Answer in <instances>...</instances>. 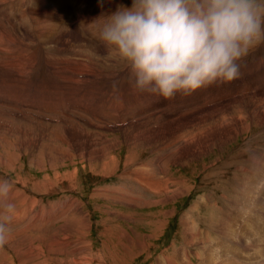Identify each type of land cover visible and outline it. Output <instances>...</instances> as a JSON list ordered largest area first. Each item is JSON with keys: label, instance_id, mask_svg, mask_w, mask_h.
<instances>
[{"label": "rangeland", "instance_id": "374dc122", "mask_svg": "<svg viewBox=\"0 0 264 264\" xmlns=\"http://www.w3.org/2000/svg\"><path fill=\"white\" fill-rule=\"evenodd\" d=\"M84 1L67 0L65 2V0H3L2 2L1 0L0 23H2L4 26H8V14L12 16L13 19H15H12L15 22V28L18 29L17 31L20 35L22 34L21 37L23 38L18 41V43L20 42V44L17 43L19 45V58L21 59L22 56L21 62L25 63H20L21 76L23 75L22 78L24 81L23 83L21 82L22 80H19L14 84L12 83L11 75H0L1 83H3L4 85H12L15 87H11L14 92L17 91V93L15 92L13 94L11 92L6 93L3 89H0V111H5L9 115L10 112L15 113L17 115L15 116L16 120L19 121H22L21 118L24 115L23 113L31 115L41 114L43 116H46L47 114L43 113V110L40 109V107H42L40 103L52 104V101L47 95L39 96L38 89L42 90L44 89V87H39L36 90L35 86L36 83L40 84L43 81L34 78L37 75V71H40L41 64H43L41 71H47V67H45L44 65L47 63V60L50 61L55 58H67L66 60L79 62L78 72L81 73L79 74L77 72L79 75L76 76L75 81L81 83L82 86L79 88L78 95L76 96L69 95V91L66 86H62L64 93L58 94L59 96L57 97V99L60 97H64L62 98V101L64 102L63 105H66L67 108L72 111V104L78 103L82 106L85 102L88 101V97L84 94H81L80 92L84 91V89L87 88L90 91V86H92L93 89L96 90L98 96H93L92 102L90 104V109H82V107L80 106L78 108L81 109L80 112L82 110H87L85 112L87 113L86 116H89V119L92 118L93 121L96 120L99 114V117H101L99 123L101 125H104L107 120L104 118L105 109L103 108V106H107L106 108L108 110L111 109L116 111L115 114L118 117L115 119H110L111 124L114 126H127V122L120 119L124 116L121 115L122 113H120L119 110L122 105L124 106V104L133 103L134 101L126 98V95L129 94L126 89H124L125 91H122L118 87L122 84H125L124 86L127 88V82H129V80L127 81L128 70L124 63L116 55V53L107 50L95 38L96 26L93 24V21H95L101 15H108L114 12L117 6L120 4L130 7L132 0H98L99 5L96 6L97 10L94 11L91 9V7V12H88V10L83 11L82 9H80L81 2ZM93 3V0L86 1L88 7H90ZM3 25H0V30L2 29L1 35L5 37V35L9 34V31L4 30L6 28ZM26 36H30L31 38H26ZM39 38H41V40L45 39V41H50H47L48 43L44 42L46 43L44 45V43ZM32 40L34 42H32ZM37 40L38 44L41 46L40 48L37 44ZM22 41H29L30 44L26 43L27 45L25 46ZM0 44L4 45V42L0 41ZM43 45L44 48H42ZM22 46L23 48H25V50L20 48ZM79 48H81L82 52L85 50H87L88 52L85 51L86 53L83 52L85 54H81V56L78 57L75 55V53ZM262 50H264V44L255 48L253 52H256H251L246 57L247 60L245 59L243 61V74H241V77L238 80L232 82L231 84H221L219 86L218 84L213 85L196 92L199 100L201 101H203L206 97H211V100H213V102L210 103L211 106L209 105L206 109H209L216 105L219 106L223 102H232L234 100L237 101L239 98H242L240 100L241 103L238 106L241 107V105H243L241 108L244 107L243 110H245L246 104L250 103L253 98H256L259 105L257 111L261 110L262 115L264 111V51ZM41 54L44 56V58L43 56H41ZM84 55L87 59H84ZM41 57L43 58V60L41 59ZM97 57L101 58L98 59ZM254 58L256 59L254 60ZM45 59L47 60L45 61ZM28 62L31 63L29 64ZM32 67L34 68L33 71L31 69ZM89 68L93 69V72ZM26 70H28V72H30L29 70H31V75H29ZM100 70H102V72ZM48 72H51V70L49 69ZM71 72L72 71L70 68L66 70H60L57 72V77L65 82L66 75L71 74ZM88 72H90L91 77L95 79L94 83H90L89 80L85 78L87 75L86 73ZM18 75H20L19 71ZM256 81L261 82L260 87L263 86V89L260 90L252 87L251 84ZM46 83L49 85V88L53 86V83L45 82L44 84ZM47 87L48 86H46V88ZM220 87L224 89L228 94L232 96L233 94L236 95L231 98L224 99L217 94V91ZM238 87H240L241 89L247 88L250 90L244 92L245 94L241 93L240 95L239 93H236V89ZM11 88L10 90L13 91ZM37 97H40L41 100L39 101ZM79 98L82 99L79 100ZM182 98L188 97H175L172 100H164V107L167 103L170 104L168 110L166 111L167 113L165 112L161 115L154 114L147 119H149L154 126L156 124V117L160 118L163 115L160 119H172L175 125L178 124L181 127L190 125L189 122L195 117H199V114H201L203 109L196 110L198 112L193 111V109L196 107V105L194 104L191 111L190 108L192 106V103L186 102ZM73 100H75V103ZM93 100H96L95 104ZM102 100H106L110 103H103L102 105ZM162 100L163 99L161 98V101ZM2 101H11L12 103L8 102L6 104L2 103ZM115 103H117V105ZM111 104L115 105L112 106ZM143 105L148 106V103L144 102ZM162 109H160L159 111H161ZM235 111L236 110H228V112L231 114ZM48 116H52L51 118H55L57 114L50 113L48 114ZM214 116L215 115H213V117ZM223 121V123L229 122V124H227L226 126H233L236 129L239 128V123L231 121L230 119L228 120V117L224 118ZM209 122L213 123L214 128H216L220 125L221 121H219L216 117V119ZM202 126H204V124H202ZM32 129L33 127L30 128V130ZM161 129L162 131L166 130L162 127ZM58 134L59 132H57V135ZM205 134H207L206 129L204 130V135ZM117 136L119 137V133H117ZM7 137L9 141L11 140L10 146L12 149L13 145H18V148L14 151V155L17 156V161L13 167L14 171L11 170L12 168L0 165V178L10 179L12 183H15V187L17 188H20L18 181H22L26 185H30L34 181H42V176L44 175H49L48 177L53 178L56 173H59L61 177L66 178L69 175L66 174L67 172H70L71 170L73 171V169L75 168L78 169V176L76 179L77 186L73 192L66 191L59 194L52 193V195L41 193L39 195H36L32 193L33 191L29 192V189L27 187L22 188L24 189V191H26V195H28L32 199H35L38 204L40 203L42 206H45V208L56 206L58 205L56 203L59 200H64L67 197L70 198V200L78 201L77 203H79L80 205L82 204L83 211L88 216L87 222L90 225V229L88 231L86 239H88L89 243L91 244V249L93 252L92 255H95L97 253L98 254L94 258H92L93 261H91V258L89 257L90 261L88 260V258L86 260L83 259V263L80 264H103V262L104 264H159L158 259H162L164 257L169 258L173 256V254H171L173 253V251H180V249L182 250V248V251H185V254L189 255V258H185L181 255L179 256L180 259L178 256H176L169 260H176V264H188L189 259L191 258L192 264L193 262L196 264L197 260L192 257L194 253H196L197 251L203 252L205 249H207L206 245L210 246L211 244L212 252L209 253V255H216L219 258L217 262H214L215 264H264V126L259 125V123L256 124L255 121L253 122L249 133L242 134L237 139H230V141L225 145L221 144L220 142L218 144L215 143L214 146H210L211 152H209V149L204 150L199 155V158L187 163L186 166L180 167V165L178 164L179 166L177 167H171L170 178L177 184L172 186V188L174 189L175 187L174 190H176V188L182 186L181 188H179V190H176V192L178 193H169V195L164 194L162 196L163 200L164 198L167 199L168 197V200L170 199L169 201L166 200V202L155 200L156 198L154 197V195H152L154 192L145 193L146 195H142L143 202L145 204L141 209L133 208L126 204L117 203L116 199L117 197H120L119 194L116 196V199H114L113 196L115 194H110L108 196V199L100 195L99 197L93 196L94 191L96 192L97 190L100 192L102 191L101 188L111 189L113 186H119L123 189L124 187V185L120 186L117 184L120 182L117 176L103 177L102 175L98 176V174H96L102 173L106 169L101 167L102 156L99 157V155H94L89 160L82 161L80 159H76L73 163L66 162L65 164H59L54 161L41 159L40 161H37V163L32 164L29 160V149H24L19 146V142H17L15 139H18V137H14L13 134L8 135ZM2 141L3 138L1 140V143ZM24 143L26 142L24 141ZM142 146L148 147L144 145ZM130 151L131 150L128 147H124L120 144L119 148L111 153L115 161H117V174L122 173V161L124 160V158H126L127 154ZM141 153L143 154L141 157V162L149 164L150 170L152 169V167L156 166L159 163L155 161L156 153L144 151L140 152L139 154ZM157 156L159 159V151L157 152ZM129 157L132 158V154H129ZM38 158L40 159L41 156L39 155ZM0 160L5 161L6 157L2 154L0 156ZM154 163H156V165H154ZM113 169L114 167L111 165L105 171H111ZM155 171L157 170L155 169ZM60 190H64V188H58V192H60ZM135 192L132 191L131 193H129V191H127L126 194L129 193L132 195H136ZM29 197L28 200L30 199ZM17 202L19 201H16V203ZM163 202L165 204H163ZM71 206L72 207L70 208V210L72 211L76 207V203L72 204ZM40 209L41 207L38 206L37 208H35V211L38 212ZM56 211L57 210H55L54 212ZM120 214L123 215V217L119 216ZM52 215L53 212L51 211L49 218ZM134 215H137L135 216V218L137 217V220H141L139 223H133L130 220V216ZM212 220L213 222H223V229L219 230L218 223L217 225L215 224L216 226L214 225L215 231L211 232L209 224ZM73 221L75 220H71V225H73ZM29 222V215L25 214L19 223ZM16 226L17 225H15V227ZM15 227L9 224L10 230L14 229ZM20 228L21 227H19V231ZM207 230L209 232H207ZM123 231H127L129 233V235H125H127L129 239L131 238L130 241L127 239L125 240L123 236L121 237ZM232 232L235 234V236L240 237V242L237 238L236 240L237 243H240L242 247H237L236 244H232V241L231 243L228 240L220 241V238H222V236L225 235L227 237H230L228 234H231ZM190 235H193L194 237L199 236V239H197L196 241H192V243H189L187 240ZM33 237L34 236L32 235V233H29L28 236H25L23 238V240H29V238L31 239ZM207 241L209 243H207ZM255 241L257 243H255ZM258 242H260L261 245ZM35 244L37 245L34 247L42 246L43 248V245L41 243L39 244L38 241H35L33 245ZM126 244H129V249L123 247ZM250 244H254L255 247L253 245V251L248 252L247 250ZM257 246H260L261 249ZM68 247L69 246L67 245L64 246V252L68 251L69 253L67 252L66 254V252H63V255L61 257L58 256L63 260L62 264H68L73 258H76V256H73L75 254L73 253V251H71L72 248ZM4 248L6 249V246H4L3 249ZM13 249L15 250V248ZM125 249L127 250V252ZM213 249L216 250V254ZM232 250H236V253H234ZM15 251L18 256L21 254V252H19L18 250ZM261 251L262 253L260 254ZM54 257L55 256H51V258ZM96 257H99L100 259H98L97 261ZM202 257H204L203 253ZM232 257L234 259H231ZM94 259L96 260V262ZM30 260L26 263H37L36 260H34L35 262L29 263ZM12 262H14V264H20L16 256L13 257ZM43 264L57 263H55L52 259H47Z\"/></svg>", "mask_w": 264, "mask_h": 264}, {"label": "bare ground", "instance_id": "6f19581e", "mask_svg": "<svg viewBox=\"0 0 264 264\" xmlns=\"http://www.w3.org/2000/svg\"><path fill=\"white\" fill-rule=\"evenodd\" d=\"M66 1L67 0H65V2ZM86 1L87 0H85L84 2H81L80 9H82L83 11L88 10V12L89 11L91 12L90 8L92 7L91 8L92 10H94V11L97 10L96 6L99 5L98 0L97 1L93 0L94 3L90 7L87 6ZM0 2H1V0H0ZM2 2H3V0H2ZM36 3H38V2H36ZM56 4H59V3H56ZM93 14H94V12H93ZM7 18L9 21L8 26H4L2 23H0V25H3L6 28L4 30L9 31V34L5 35V37H3L1 35L2 29L0 30V41L4 42V45L0 44V75H2V76H6V75L10 76L11 75L12 83H14V84L19 80H22L21 82L23 83L24 81L22 78L23 75L21 76L20 63H25V62H21L22 56H21V59L19 58V45H18V44H20V42L18 43V41H20V39L22 38L21 37L22 34L20 35L17 31L18 29L15 28V22L13 21L15 19H13L12 16H10L9 14H8ZM27 37L31 38L30 36H26V38ZM39 39L41 40V38H39ZM41 41L43 43L44 42L48 43L47 41H50V40L45 41V39H44ZM81 41H82V39H81ZM22 42L25 44V46L27 45L26 43L30 44L29 41L28 42L22 41ZM22 42H21V45H22ZM32 42H34V41L32 40ZM46 43H44V45ZM64 43H65V41H64ZM29 44H28V46H29ZM37 44H38V40H37ZM44 45L42 46V48H44ZM38 46H39V48L41 47L39 44H38ZM20 48L25 50V48H23V46ZM82 48H84V47H82ZM74 50H72V51H74ZM48 51H50V50H48ZM85 51H87V50H85ZM85 51H83V52H85ZM262 51H264V50H262ZM83 52L81 51V48H79L76 51V53L75 52H73V53H75L76 56L80 57L81 54L86 53V52L85 53H83ZM254 52H256V51H254ZM41 56H43V55L41 54ZM84 57H85V55H84ZM43 58H44V56H43ZM43 58L41 57L42 60H43ZM66 59L55 58L52 60L49 59L50 61L45 59V61L47 60L46 61L47 63L45 62L46 64H44V65H45V67H47V71L46 72H45V70L41 71L42 67H43V64H41L42 65V66L40 65L41 69H40V71L39 70L37 71V75L34 78V79L37 78V80L43 81L40 84L36 83V86H35L36 90L39 87H44V89H42V90L38 89L39 96L47 95L52 101L51 102L52 104L40 103V105H42V107H40V109L43 110V113L47 114L46 116H43L41 114L40 115L39 114L38 115H31V114L23 113L24 115L22 114L23 116L21 118L22 121H19V120H16L15 116H17V115L15 113L10 112V115H9L5 111H0V156L3 154V156L6 157L5 161L0 160L1 166H6L8 168H12L11 170H13L14 164L17 161V156L14 155V151L18 148L17 147L18 145L17 146L13 145V149L11 148V146H10L11 140L9 141V139L7 137L10 134H13L14 137H18V139L17 138H15V139L17 142H19V146L21 148L29 149V152H28L29 160L31 161L32 164L37 163V161H40L41 159L54 161V162H57L59 164H65L66 162L73 163L74 160H76V159H80L82 161L83 160H89L94 155H99V157L102 156V158H101L102 159V161H101V163H102L101 167L102 168L107 169L112 165L114 167V169L111 170L113 172L105 171L106 170L105 169L102 173H96V174H98V176L102 175L103 177H105V176H112V177L117 176L119 181H120L117 184L120 186L124 185V187H123V189H122V187H119V186H113L111 189H109V188L102 189L101 188V190H102V191H100L101 193L96 190V192L94 191L93 196L99 197V195H100V196L108 199V196L110 194H112V195L115 194L113 196H114V199H116V196L119 194L120 197H117V199H116L117 203L126 204L130 207L141 209L143 207V205L145 204L143 202V197H142V195H146L145 193H148V192L153 193L154 192L152 195H154V197L156 198L155 200H160V201H165V202H166V200H168L169 197L167 199L164 198V200H163L162 196L164 194L169 195V193H178V192H176V190H179V188H181L182 186L181 187L179 186L178 188H176V190H174L175 187H174V189L172 188V186H174L176 184V182L172 181L170 178L171 177V175H170L171 167L174 168V166L177 167L179 165H180V167L186 166L187 163L191 162L192 160H196L197 158H199V155L204 150L209 149V152H211L210 146H214L215 143L218 144L220 142L221 144L225 145L227 142L230 141V139H232V140L237 139L242 134L249 133L254 121L256 124L259 123V125L264 126V111H263L262 115H261V110L257 111V108L259 107V105H258V101L256 100V98H253V100H251L250 103L246 104L245 110H243L244 107L241 108L243 105H241V107L238 106V105H240V103H241L240 100L242 98H239L237 101L234 100L232 102H223V103H221V105L218 104L219 106L216 105L214 107L206 109L210 105V103L213 102V100H211V97H206L203 101H201V100H199L196 92L193 94H190V95H182V94L178 95L177 94L178 96H175V97H188V98H182V99L185 100L186 102L192 103L190 110L193 108L194 104L196 105V107L193 109V111L203 109V111L201 110L202 112H201V114H199V117H195L194 119H192L189 122L190 125H186V127H181L178 124L175 125V123H173L172 119H167V118H165L163 120L160 119L163 116L162 115L160 118L156 117V124L153 126L151 121L147 118H149L150 116H153L154 114H160V115L164 114L168 110L170 104L167 103L164 107L163 106L164 99L161 101L160 97L152 96L148 93H140V92L135 91L132 88V86L130 85V83L127 82L128 81L127 77H126L127 88L124 86L125 84H122L118 87L122 91L124 89H126V91L129 93L126 95V98L134 101L133 103H126V104H124V106L122 105L120 107V110H119L120 113H122L121 115L124 116L123 118H120V119L122 121L127 122V126L123 127L120 125L119 126L118 125H116V126L112 125L110 122V119H112V118L115 119L118 117L115 114L116 111L111 110V109L108 110L106 108L107 106H103V108L105 109L104 110V116H105L104 118L107 120V122L104 125H101L99 123V120L101 118V117H99V114L96 118L97 122H96V120L93 121L92 118L89 119V116H86L87 113H85V112L87 110L86 111L82 110L85 114L82 111L80 112L81 109H78V108L81 105H79L78 103H75V100H73L75 104H72L73 110L70 111L66 105H63L64 102L62 101V98H64V97H60L57 99V97L59 96L58 94L64 93L62 86H66V88L69 91V95H75V96L78 95L79 88L82 86L81 83H78L77 81H75L76 76H78L81 73V72L80 73L78 72L79 71V62L72 61V60H66ZM84 59H87V58L85 57ZM255 59L256 58H254V60ZM68 68H70L72 72H71V74L66 75V80H65L66 83H65L62 79L57 77V72L60 70H66ZM31 69L33 71L34 68L32 67ZM49 69L51 70V72H48ZM85 69H87V68H85ZM89 69H91V68H89ZM102 70H100V71L102 72ZM18 71L20 72V75H18ZM26 71L28 72V70H26ZM29 71L30 72H28V74L31 75L30 73L32 71L31 70H29ZM89 71H91V70H89ZM96 76H97V74H96ZM112 76H113V73H112ZM45 82L53 83V86H51L49 88V85L47 83L44 84ZM123 83H125V82H123ZM219 85H221V84H218V86ZM251 85L255 89L256 88L260 89V90L263 89V86L260 87L261 82H259V81L253 82ZM46 86H48V87L46 88ZM11 87H14V86L4 85L3 83L0 82V89H3L6 93H8V92H11L13 94L15 92L17 93V91L14 92V90ZM10 88L13 91H11ZM208 90H209V88H208ZM248 90H250V89H247V88L241 89L240 87H238L236 89V93H239L241 95V93H244ZM217 94L224 99H228V98H231V97L236 95V94H233V96H232V95L228 94L221 87L218 89ZM37 98L39 101L41 100L40 97H37ZM104 98H105V96H104ZM174 98H172V99H174ZM81 99L82 98H79V100H81ZM172 99H169V100H172ZM8 102L2 101V103H6V104ZM144 102L148 103V106H144L143 105ZM103 103L108 104L110 102H107L106 100H102L101 104L103 105ZM115 104L117 105V103H115ZM114 105H112V106H114ZM81 107H82V109H87L83 105ZM98 107H100V106H98ZM160 109H162V110L159 111ZM229 109L230 110H236V111L231 114L228 112ZM96 110H98V109H96ZM37 111H39V110H37ZM153 112H156V113H153ZM196 112H198V111H196ZM50 113L51 114L56 113L57 116H55V118H51L52 116L51 117L48 116V114H50ZM88 114H89V112H88ZM102 114H103V111H102ZM213 115H215V116L213 117ZM9 116L12 118H10ZM216 117L221 122H220L219 126L214 128L213 123H210L209 121H213L214 119H216ZM226 117H228V120L230 119L231 121L238 122L239 128L236 129L233 126L232 127L226 126L227 124H229V122L223 123L224 122L223 119ZM93 118H95V117H93ZM120 123H124V122H120ZM202 124H204V126H202ZM31 127H33L32 130H30ZM161 127L166 129V130L162 131ZM205 129L207 131V134L204 135ZM218 129H220V130H218ZM27 132H28V135H27ZM57 132H59L58 135H57ZM117 133H119V137L117 136ZM1 137L3 138L2 143H1V140H2ZM24 141L26 143H24ZM120 144L123 145L124 147H128L131 151L127 154L126 158H124V160L122 161V163H123L122 173L117 174L116 173L118 171V168H116V167H118L117 161H115V159L111 155V153L113 151H115L117 148H119ZM142 145L148 146V147H143ZM72 146L74 149L72 148ZM144 151H150L151 153H156L155 161L157 163L158 162L159 163L157 165H156V163H154V165H156V166L152 167L151 170L149 169V164L141 162L142 161L141 157L143 154L142 153L139 154V153L144 152ZM158 151H159V159H161V160L158 159V156H157ZM197 153H198V155H197ZM16 154H18V153H16ZM129 154H132L133 157L132 158L129 157ZM39 155L41 156L40 159L38 158ZM139 155H140V158H139ZM155 169L157 171H155ZM114 170H116V171H114ZM71 171L66 173V174H69L66 178L61 177L59 175V173H56L53 176V178L48 177L49 175L48 176L44 175V176H42V179H43L42 181H34L30 185H26L24 182L18 181L20 188L15 187V183H12L13 187H12V192H11V199L15 204V210L11 214L12 219L9 222V224L11 226H14V227H15V225H17V226L14 229L10 230V233H9L8 239H7V243L3 246H0V264H14V262H12V261H13V257H15V256L18 258L20 264H27L26 262L29 261L31 258L32 259L30 260L29 263L35 262L34 260H36V262H37L36 264H43L47 259H52L55 263L62 264L63 260L61 258H59L58 256L61 257L63 255L64 249H65L64 246H66V245L72 248L71 251H73V253L75 254V255H73V254L72 255L76 256V258H73L68 264H80V263H83V259L86 260L87 258L90 261L89 257L91 258V261H93L92 258H94L98 253L95 255H92L93 252L91 249L92 248L91 244L89 243V240L86 239V237L88 235V231L90 229V225L87 222L88 216L83 211L82 204L80 205L79 203H77L78 201L70 200V198L67 197L64 200H59L56 203L58 205H56V206L52 205L53 207L45 208V206H42L40 203L38 204L35 199H32L28 195H26V191H24V189H23L24 187H27L29 189V192L33 191L32 193H34L36 195H39L41 193L42 194L46 193V195H50V194L52 195V193L59 194V193H64L66 191L73 192L77 186L76 179L78 176V169L75 168V169H73L72 172ZM0 176H1V173H0ZM58 188H64V190H60V192H58ZM61 191H63V192H61ZM127 191H129V193H131L132 191L133 192L136 191L135 192L136 195H132L129 193L126 194ZM27 196L30 198L29 200H28ZM61 198H63V197H61ZM109 200H110V198H109ZM16 201H19V202L16 203ZM75 203H76V207L71 211L70 210V208L72 207L71 205L75 204ZM163 204H165V203L163 202ZM38 206H40L41 209L37 212V211H35V208H37ZM55 210H57V211L54 212ZM51 211L53 212V215L49 218ZM134 211H136V210H134ZM25 214L29 215L30 222L29 223H19ZM47 215H48V217H47ZM119 216L123 217V215H121V214ZM135 216H137V215L130 216V220L133 223H139L141 220L140 221L137 220L136 219L137 217L135 218ZM124 219H126V218H124ZM71 220H75V221H73V225H71ZM245 220H246V218H245ZM212 222H213V220L209 224L211 232L215 231L214 230L215 226L219 223V222H215V221L213 223ZM57 225H59V226H57ZM19 227H21L20 231H19ZM223 227H224L223 222H220L218 225L219 230L223 229ZM207 232H209V231L207 230ZM29 233H32V235L34 237L31 239L29 238V240H27L28 239V237H27L26 240H23V238L25 236H28ZM125 234L129 235V233L127 231H123V233L121 234V237L123 236L125 240L127 239L130 241L131 238L129 239V237ZM262 234H263V232H262ZM228 235L230 237H227L224 235V236H222V238H220V241L228 240L230 243L232 241V244H234V245L236 244L237 247L241 246V244L237 243V240H236V238H237L238 241L240 242V240H241L240 237L235 236V234L233 232L231 234H228ZM71 238H72V240H71ZM197 239H199V236L194 237L193 235H190L188 240L187 239L186 240L189 243L190 242L192 243V241H196ZM189 240H191V241H189ZM35 241H38L39 244L41 243L43 245V248H42V246L41 247L40 246L34 247L37 245V244L33 245ZM208 241H207V243H209ZM255 243H257V242L255 241ZM258 243L260 244V242H258ZM211 245L210 246L206 245L207 249H205L203 252L197 251L196 253H194V255L192 257H194V259L197 260L196 264H215L214 262L218 261L219 258L216 255H214V256L209 255V253L212 252V250H211L212 246ZM253 245L250 244L248 246L249 248L247 247L248 252L253 251ZM4 246H6V249L5 248L3 249ZM12 247L15 248V250H18L19 252H21L22 255L20 254L18 256L16 251ZM123 247L129 249V244H126ZM254 247H255V245H254ZM257 247L260 248V246H257ZM182 250H183V248H182ZM182 250L180 249V251H173V253H171V254H173V256H171L169 258L164 257L162 259H158V263L159 264H176V260L172 261L169 259L174 258L176 256L179 257L181 255L185 258H189V255L185 254L186 252L185 251L183 252ZM199 250H201V249H199ZM232 251L234 253H236V250H232ZM67 252H66V254H67ZM126 252H127V250H126ZM214 252L216 254V250H214ZM202 253H203L204 257H202ZM261 253H262V251L260 252V254ZM51 256H55V257L51 258ZM98 259H100V258L96 257L97 261H98ZM179 259H180V257H179ZM231 259H234V258L232 257ZM9 260H11V261H9ZM96 260H95V262H96ZM103 264H104V262H103ZM188 264H192L191 258L189 259ZM193 264H195V263L193 262Z\"/></svg>", "mask_w": 264, "mask_h": 264}, {"label": "clouds", "instance_id": "9594fccd", "mask_svg": "<svg viewBox=\"0 0 264 264\" xmlns=\"http://www.w3.org/2000/svg\"><path fill=\"white\" fill-rule=\"evenodd\" d=\"M93 24L132 88L169 100L241 77L243 61L264 44V0H132ZM12 187L0 178V246L15 210Z\"/></svg>", "mask_w": 264, "mask_h": 264}]
</instances>
